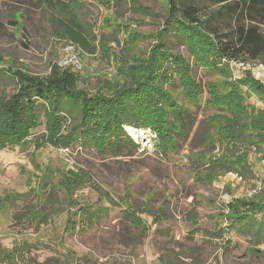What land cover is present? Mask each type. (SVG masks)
Here are the masks:
<instances>
[{"label":"rangeland","instance_id":"374dc122","mask_svg":"<svg viewBox=\"0 0 264 264\" xmlns=\"http://www.w3.org/2000/svg\"><path fill=\"white\" fill-rule=\"evenodd\" d=\"M194 1L205 12L230 2ZM81 2L96 32L108 38L114 31L121 39L131 32L142 36L131 48L136 57L132 63L137 64L132 77L140 81L136 74L141 75L150 60L168 0ZM13 15L24 25L25 35L10 24ZM220 26L228 27L229 21ZM49 30L30 0H0V59L4 61L0 69L10 64L44 78L55 64L80 74V85L92 88H108L107 79L121 78L116 72L119 49L112 42L107 45L109 56L76 51L82 67L75 70L58 64L63 42L50 44ZM165 42L179 58L164 77L179 82L170 91L186 105L192 120L190 130L178 138V147L165 155L154 130L140 129L133 135L124 127L137 148L127 156H100L75 141L71 126L78 121V112L63 118L50 104L48 124L42 117L33 123L29 112L25 142L0 149V197L16 196L0 207V264H68L69 253L85 257L86 264H163L171 252L181 264H264L249 252L248 240L235 231L212 236L213 231L226 229L223 205L250 198L246 193L254 185L264 189L263 140L244 147L221 138L228 133V123L235 122L229 111L241 115L255 107L264 109L253 90V85L264 87V66L256 61L221 60L211 47L199 54L198 43L191 41L197 51L190 50L174 34ZM209 63L211 67L205 68ZM14 90V81L2 73L0 97ZM104 111L95 115L103 116ZM95 129L99 135L101 129ZM240 129L235 122L234 132ZM193 159L245 163L252 176L225 173L209 179L195 171ZM257 194L264 197V190ZM254 215L264 218V210ZM71 220H77L74 230Z\"/></svg>","mask_w":264,"mask_h":264},{"label":"trees","instance_id":"16d2710c","mask_svg":"<svg viewBox=\"0 0 264 264\" xmlns=\"http://www.w3.org/2000/svg\"><path fill=\"white\" fill-rule=\"evenodd\" d=\"M30 1L40 9L49 24L50 44L70 42L81 55L101 53L109 56L107 45L112 42L119 49L116 72L121 78L107 79L108 88L105 85L92 88L80 85V74L55 64L50 65L48 75L44 78L5 64L6 69H0V75L8 74L15 83V90L8 96L0 97V118L3 115L6 118V121L0 119V149L25 142V121L29 112L33 116V123L42 117V122L45 119L48 124L51 104L52 110L59 112L63 118L78 112V121L71 126L76 133L74 139L82 146L91 147L100 156L117 158L132 154L131 151L137 148V144L125 131L126 126L154 130L160 139L159 150L167 155L178 147V138L184 137L192 126L190 111L170 91H175L179 82H171L164 77V72L170 73V68H173L174 62L179 58L165 42V38L171 34L176 35L190 50L197 51L191 41L198 43L199 54H203L204 47H211L221 60L240 63L256 61L264 66V0H230L210 12H205L194 0H168L161 32L151 47L150 60L141 71L142 74H136L142 78L140 81H135L132 77L137 64L132 63L136 57L131 51L134 43L142 37L139 33H127L126 38L121 39L115 31L109 33L110 38L109 35L96 32L84 14L81 0ZM18 11L23 14L21 9ZM226 19L229 26L223 28L220 23ZM10 24L13 29L19 28L20 35H25L24 25L18 24L14 15ZM2 64L4 61L0 59V65ZM204 67L210 68L211 63ZM253 90L264 103V87L253 85ZM184 99L189 101L188 97ZM100 109H105L104 115L96 116L95 113ZM229 112L241 129L234 132L235 122L228 123V133L221 134V138L244 147L257 146L260 139L264 143L263 108L255 107L241 115ZM90 120L93 127L88 123ZM95 128L101 129L99 135ZM193 165L195 171L201 175L203 173L209 179L225 173L241 177L252 176L250 167L245 163L237 164L222 159L210 162L193 159ZM94 190L100 191L98 186ZM15 200V195H4L0 197V207L5 202ZM70 205L72 202H69ZM223 206L221 215L226 229L215 230L212 236L221 237L225 231L233 230L248 240L249 252L256 259L264 260V218L254 215L256 210H264V197L256 194L248 199H231ZM69 218L72 216L69 215ZM71 222L74 230L77 220ZM69 257L68 264L87 263L85 257L70 253ZM177 258L171 252L163 258V264H181ZM190 264L197 263L191 261Z\"/></svg>","mask_w":264,"mask_h":264},{"label":"built area","instance_id":"2783aa9c","mask_svg":"<svg viewBox=\"0 0 264 264\" xmlns=\"http://www.w3.org/2000/svg\"><path fill=\"white\" fill-rule=\"evenodd\" d=\"M58 64L61 67H71L75 70L81 69V62L78 55H76V49L70 42H64L61 49V56L59 57ZM264 189L261 185L257 184L250 187L247 191V196L252 197L257 193L262 192Z\"/></svg>","mask_w":264,"mask_h":264},{"label":"bare ground","instance_id":"6f19581e","mask_svg":"<svg viewBox=\"0 0 264 264\" xmlns=\"http://www.w3.org/2000/svg\"><path fill=\"white\" fill-rule=\"evenodd\" d=\"M126 129H127L130 133H132L133 135H134L135 133H138V132L140 131V129H134V128L129 127V126H126Z\"/></svg>","mask_w":264,"mask_h":264}]
</instances>
